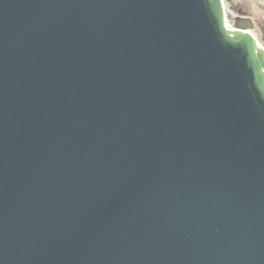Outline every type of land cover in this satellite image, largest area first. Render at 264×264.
Instances as JSON below:
<instances>
[{
	"label": "water",
	"instance_id": "obj_1",
	"mask_svg": "<svg viewBox=\"0 0 264 264\" xmlns=\"http://www.w3.org/2000/svg\"><path fill=\"white\" fill-rule=\"evenodd\" d=\"M224 0H0V264H264V48Z\"/></svg>",
	"mask_w": 264,
	"mask_h": 264
},
{
	"label": "rangeland",
	"instance_id": "obj_2",
	"mask_svg": "<svg viewBox=\"0 0 264 264\" xmlns=\"http://www.w3.org/2000/svg\"><path fill=\"white\" fill-rule=\"evenodd\" d=\"M225 2L227 9L231 11L230 17H235L236 11L229 7L228 2ZM238 4L239 12L243 16H247L252 23V32L259 44L264 48V37H262V30L259 29L264 24V1L262 0H235ZM235 21V20H234Z\"/></svg>",
	"mask_w": 264,
	"mask_h": 264
},
{
	"label": "built area",
	"instance_id": "obj_3",
	"mask_svg": "<svg viewBox=\"0 0 264 264\" xmlns=\"http://www.w3.org/2000/svg\"><path fill=\"white\" fill-rule=\"evenodd\" d=\"M262 1H264V0H262ZM224 7H223V9H224V20H225V24L227 25V27L229 28V29H234L233 28V23H234V17L232 18V17H230V15H229V13L230 14H232L231 13V11L229 10V9H227V7H226V5H225V2H224V5H223ZM236 16V15H235ZM253 33V32H252Z\"/></svg>",
	"mask_w": 264,
	"mask_h": 264
},
{
	"label": "trees",
	"instance_id": "obj_4",
	"mask_svg": "<svg viewBox=\"0 0 264 264\" xmlns=\"http://www.w3.org/2000/svg\"><path fill=\"white\" fill-rule=\"evenodd\" d=\"M225 1L228 2L229 7L232 8L234 11L237 12L239 10L238 4L235 3V0H225ZM262 37H264L263 34H262Z\"/></svg>",
	"mask_w": 264,
	"mask_h": 264
},
{
	"label": "flooded vegetation",
	"instance_id": "obj_5",
	"mask_svg": "<svg viewBox=\"0 0 264 264\" xmlns=\"http://www.w3.org/2000/svg\"><path fill=\"white\" fill-rule=\"evenodd\" d=\"M240 16H243V14L242 13H240L239 12V10L237 11V13H236V16L234 17V19L236 20L237 19V17H240ZM244 17H247V16H244ZM248 18V17H247ZM259 29H261L262 30V34H263V36H264V24H262L261 26H260V28Z\"/></svg>",
	"mask_w": 264,
	"mask_h": 264
}]
</instances>
